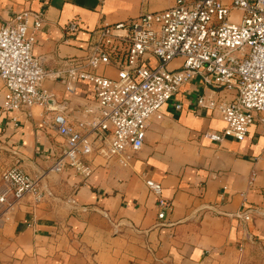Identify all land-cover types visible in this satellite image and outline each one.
I'll return each instance as SVG.
<instances>
[{
	"label": "crops",
	"instance_id": "obj_1",
	"mask_svg": "<svg viewBox=\"0 0 264 264\" xmlns=\"http://www.w3.org/2000/svg\"><path fill=\"white\" fill-rule=\"evenodd\" d=\"M173 1L0 0V26L22 12L40 14L32 55L50 75L65 59L85 57L91 30ZM69 23L77 31H67ZM179 65L175 60L169 68ZM99 72L114 77L111 69ZM41 89L51 96L46 107L3 114L0 79V174L17 166L40 178L54 198H25L10 209L0 204V264H244L264 255V128L254 123L241 142L205 138L225 124L196 105L208 94L199 79L161 107V119L150 123L138 152L94 158L86 180L69 169L48 172L64 146L51 122L55 115L74 127L88 122L92 87L51 75ZM148 180L172 204L165 221L157 218ZM242 211H248L247 223L238 218Z\"/></svg>",
	"mask_w": 264,
	"mask_h": 264
},
{
	"label": "built area",
	"instance_id": "obj_2",
	"mask_svg": "<svg viewBox=\"0 0 264 264\" xmlns=\"http://www.w3.org/2000/svg\"><path fill=\"white\" fill-rule=\"evenodd\" d=\"M42 23L40 14L22 12L0 26L1 112L29 114L33 107H46L51 96L41 85L51 75L62 83L87 82L93 94L88 122L74 127L62 115L53 117L51 127L64 146L49 173L69 169L86 180L94 158L138 152L150 123L161 119V107L193 79L208 93L196 105L225 124L205 138L241 142L254 123L264 128V0H174L169 8L101 25L89 32L85 57L65 59L50 75L32 55ZM67 31H77V24L69 23ZM175 60L180 65L170 69ZM102 69H111L114 77L101 74ZM0 180V204L7 209L25 198L54 199L40 178L17 166L3 169ZM145 186L156 198L158 220L165 221L172 204L161 199L159 184L148 180ZM238 218L247 223L248 211Z\"/></svg>",
	"mask_w": 264,
	"mask_h": 264
},
{
	"label": "rangeland",
	"instance_id": "obj_3",
	"mask_svg": "<svg viewBox=\"0 0 264 264\" xmlns=\"http://www.w3.org/2000/svg\"><path fill=\"white\" fill-rule=\"evenodd\" d=\"M0 182H1V180H0ZM252 256H253V258L247 259V261H245L244 264H264V255H262V254H258V255L254 254Z\"/></svg>",
	"mask_w": 264,
	"mask_h": 264
}]
</instances>
